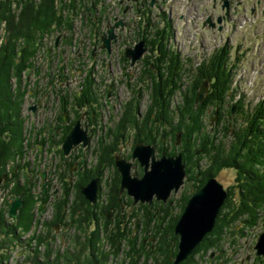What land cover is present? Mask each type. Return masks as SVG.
Listing matches in <instances>:
<instances>
[{
  "label": "rangeland",
  "instance_id": "obj_1",
  "mask_svg": "<svg viewBox=\"0 0 264 264\" xmlns=\"http://www.w3.org/2000/svg\"><path fill=\"white\" fill-rule=\"evenodd\" d=\"M17 1L20 2L19 7H16L15 5L16 3H15L13 6V11L8 12V10H6V6H7L6 3L8 1L0 0V5H1L0 7V49L3 46V44L5 45L7 44L9 46V42H10L11 46L13 45L15 46V44L18 43L19 40H21V42H24L25 39L34 37L36 34H38V29H40L48 21L51 20V22H53L54 20H57L58 23L55 22L53 24L52 23L47 24L45 28L47 27L49 28L43 30L44 36L46 37L45 43L42 46L43 48L46 49L45 54L46 55L50 54V52L48 53V49L53 51L52 54H55L56 49L54 47H56L57 45H59L57 50H59L65 45V47L62 48V50H64L65 48L66 52L70 51L71 50L70 46H72V49H74L75 51H79L78 59L83 55V58H82L83 61L80 63H77L76 67L74 68L76 69V71L79 68L88 69L89 67L94 66L96 81L102 80L101 81L102 85H100L99 83V86L105 87L108 84H111V83L114 84V82L116 83V80H119L120 82L118 85L115 86V88H117L120 84L122 85L121 78L123 77V75L120 71V66L123 67V63H124L121 60V52L124 49L123 44L124 43L132 44V41L128 42V40H126L123 43L121 42L118 43L117 44L118 46L115 47V49H112L111 52L103 51L102 58L103 57L105 58V63H106V60L109 63L106 66H105V63L104 65L103 63H101V60H99L98 55H96L94 58H90V55L88 54V52H90V50L94 46L93 38H95L96 40H100V39H97V37L93 36V38L89 41L92 43L89 45L85 44V42L88 41V33L91 31V29L95 27V25L92 22L94 20H98V16L97 17L93 16L95 14L94 11H97V13H100L101 12L100 9H104V8L116 11L115 10L116 5L117 7L121 5L120 7H122V9L127 11L125 15L128 16L127 20L129 19V21L131 22V28H132V30H129V32L127 33V36H125L126 37L125 39H133L135 41H139L140 39L144 38L143 35H147L148 39L152 38L153 44L156 46V44L158 43V39L164 38L166 33L169 32L168 28H166L167 26L166 18L164 14L167 16L168 14L171 13L172 15L173 10H177V6L180 3L184 4L185 11H187V14L179 15V13H177L175 16V19H172V21L174 22L172 36L174 38L173 42L174 41L175 42L172 43L171 45L172 49H174L173 51L179 52L177 53V55H179L182 62L185 65H187L186 67L187 70L183 66L184 73L193 76L195 72L190 69L191 68L190 66L192 65V69H194V67L197 65V61L195 57V56H198L197 54H202L203 52H205L210 55L209 52L214 51L215 48H217V46H221V47L226 46L229 49V53H231L233 60L235 59L234 53H239V56H238L239 60L235 61V63L233 64V86L234 88L238 90L237 96H239V92L242 93L241 96L244 97L246 105L249 107L253 106L258 101L264 99V7L261 11L263 15L262 16L260 15L262 22L261 24L258 25L260 29L261 51L259 53H255L254 50L253 52H248V49L246 51V49L244 48V42L239 41L240 38L242 37L241 35H243L242 38L244 39V33H250V31H244L240 23L246 13L242 12L243 13L242 19L240 20L239 23L234 22L232 24L231 31L227 35L225 34L224 29H222V27L217 24V21L215 19L216 18L215 11L211 9L212 2H214V0H203L204 2L209 1L206 8L204 6L198 5L197 2L195 1H194L195 3L189 4L186 0H107L109 3H112V4L117 3L112 8H110V5L107 1H105L104 3L103 0H77L76 12L74 13V15H71V16H69L68 14H70V12L73 9L70 10V12L67 10L68 1L70 0H17ZM32 4H35V6H33ZM141 5H143L144 7H141ZM42 6H44V8H42ZM138 7L140 9L139 12H137ZM144 8H145L144 11L141 10ZM196 8H198L199 10H197L195 13ZM31 10L38 17L35 23H33V20H31V15H30ZM219 11L220 9H217V12ZM12 12L14 13V16L12 15ZM137 13H139L138 16H137ZM201 13L213 14V16H211L213 25H207L208 26L207 29H204L203 27L201 28L200 26L202 19L199 18V14L201 15ZM194 14L198 18L191 19L190 17H192ZM58 16H60V18L62 19L58 20ZM68 16H69V22L72 23L73 21V24H74L73 31L71 32L60 30V28L66 27V24L68 23V20H67ZM53 18H56V19H53ZM99 20L103 21V26H104L105 21L101 17ZM155 21L156 23H158L157 26L150 29L149 26L155 25L154 24ZM180 21L181 23L179 25L178 22ZM54 25H57L56 28L53 27L54 30H51L50 27ZM139 28H143V29L139 31ZM170 31H171V28H170ZM71 36H72V43H69ZM32 39H29L28 41H31ZM250 40H253L254 42H256L255 34L251 35ZM170 41L172 42V39H170ZM96 44H98V41ZM160 44L163 45V43H160ZM31 46H33V44H30V47ZM96 47L97 46H94L95 49ZM105 48L107 47L105 46ZM239 48L241 49L239 50ZM70 53L71 54L68 55V56H71L69 60H71L72 57L77 56L76 55L77 52L70 51ZM254 54H257L255 57L256 62H257L256 67L252 66L254 64H252L251 61H249L250 57H252ZM177 55H173L172 57L175 59ZM38 59L40 60L38 61L39 67H41L40 71L47 73L42 78L41 89L43 88L45 91H47L48 93L52 95L53 92L51 93L50 92L51 89L49 88V84L52 81L53 86H54L53 88L55 90L58 89L61 94L62 92L66 91V88H69V87L65 86V83H62V82H64V79H65L64 76L70 77L72 73L71 74H69V72L63 73L62 72L63 70L59 69V66H57L59 65V63L54 64V61L51 60V55L44 56L43 53H40V56ZM66 60L68 59L66 58ZM230 62H232V60H230ZM36 63L31 66L32 68H26V69L23 68L20 71L18 70L20 74L17 77L21 79L22 89H25L27 81H30V82L34 81V78L37 72V70H35V66H37ZM68 64L69 63L66 61L64 65H68ZM118 67H119V70L117 73ZM176 67H179V65L177 64ZM104 68H106L105 71L108 77L105 74H103ZM135 69H136L135 67L129 66L127 67V69H125V71L126 72L129 71L133 73ZM109 70H110V76H109ZM199 70H202V67H200ZM43 72H39V73L41 74ZM12 75H13L12 79L15 80L14 79L15 74H12ZM3 77L5 76L0 72V82L4 81ZM76 78L77 76L75 74L74 80ZM189 79H188L189 83H192V84L195 83V81H192ZM68 80L70 81V83H75L74 80L71 81L70 78ZM181 82L184 83V88L186 89V86H185L186 78L182 77ZM13 84H14V81H13ZM201 87L204 88V85ZM75 88L77 89V86ZM202 88L200 89L202 90ZM20 89L21 88H18V90ZM27 89H29L28 85H27ZM127 89H128L127 87L126 88L120 87L118 89V97L119 98L125 97L128 93V91H125ZM179 92L180 91L177 92V98L175 100V104H179L181 102V101H178L180 99L178 95L180 94ZM207 93H205V95ZM205 95H204V98H205ZM145 96L147 97V92ZM28 97L29 96H26L23 99V101H21L22 98L19 99V103L21 104V111H23V114H24L23 125L25 122H26L25 125H27L29 121V118H28L29 115L25 117L27 112L32 106H34L37 103V101H35L33 97L32 98L29 97V99ZM114 98L115 97H112V99ZM56 102L58 103V101ZM109 104L110 105H108L109 106L108 108L106 105L104 106V108H107L104 112H100V113H103L104 115L103 119L104 120L107 119V121L109 120V117L112 115V112H113V109L110 108V106L112 107V103L110 102ZM2 107H4V103H2V100H1L0 109ZM5 112H6L5 115L3 116L0 115V220H5L4 218L6 217L7 221H5V223L6 224L9 223L10 225L12 226L14 225L15 227H17L19 232L21 234L23 233V237L21 236L22 237L21 242H18V240L16 239L10 238V236L8 237L7 234H5L6 228L3 225L2 226L0 225L1 226L0 229L2 230L0 231V264H92L91 262L96 263L95 259H93L92 261L88 260L90 259V256H89L90 251L91 250L94 251V249L84 246L85 236L89 233V226L86 224L83 230L80 224H75L76 231H73L71 230L70 224L59 220L58 216H61L60 214L63 213L60 210L65 205V200L63 199H60V198L55 199L53 196L51 197L50 195L37 198L36 195L27 191L25 205L24 207H22L21 213L17 217V220L9 221L13 219V218L10 219L9 210L11 207L12 200L15 198L14 194L17 193V182L16 181L24 180L26 182V179L22 178L23 173H24L23 169L20 170L18 172V175L14 178H12L10 175L15 169V167H18V166L20 167L22 165V161H20V163L15 165L16 162H19L20 157L23 159L22 155L26 156V160L36 163L37 162L36 161L37 152L34 149V150L29 151L28 154L24 153L23 151L24 148L22 146V137L24 138L26 137V135H24V133L22 134V118L19 123L17 119H12L8 111H5ZM51 112L53 111L51 110ZM214 113H215L214 111L210 112V115H209L210 119L213 117ZM237 127L239 128V126ZM98 129H99L98 132L96 134H92V137L97 138L98 135L102 134L103 132L102 128L99 127ZM231 130H232V124L231 122H229V124L226 127L225 132L231 131ZM11 132H15V136H13ZM86 153H87V158H91L93 156V154H90V151H86ZM186 153L189 155L188 151ZM157 155H159L158 151H157ZM193 156H196L194 167H191L190 165V166H187V168L191 167L193 168L192 171H194V169L198 168L196 166L197 162H201L203 164L204 170H206L205 164H204L205 160L203 159L205 156V152L203 150H200V152L194 153ZM38 161L40 162L39 159ZM43 162H45V164H43L39 169H38V166L33 167L34 174H36V170L40 173L44 171L45 169H47V167L49 170L51 169V164L53 162L49 161L48 152L46 150H44ZM135 162H136V165L133 171H135L137 175L140 176L142 175L143 171L145 172V168L143 170V167L140 164L139 165L137 164L138 163L137 160ZM255 166H258V168L262 167L258 165L257 163L255 164ZM8 172H9V175L6 176ZM130 175H131L130 178H133L132 179L133 181H135V179H138V178H135V175H133L131 172H130ZM217 177L219 178V181H221L228 189L231 190V192L233 191L234 182H236V175L232 167L228 166L227 168H224ZM35 181H37L36 190H37V194H39L40 190H42L41 178L39 174H38V178L35 176ZM111 183H112V186L116 187V181H114V183L113 182ZM31 185L32 184L30 183V186ZM190 185L191 184L187 183L183 193L187 192L189 188H191ZM204 185L199 184V187L196 193L199 192L204 187ZM50 186H51L50 190L53 194L54 188L57 186V183L51 182ZM57 188H58V191H60L59 185L57 186ZM70 191H73L74 197L77 198V200L80 203L83 202L82 197L79 196L81 194L80 190H77L75 187H71ZM32 192H35L34 189H32ZM95 203L97 205H100V202L98 201ZM124 206L126 205L124 204ZM106 207H109V205ZM37 209H38V212L41 210L39 214L43 215L41 222L36 221L35 213ZM173 209H176V212ZM165 210H167V207H163L161 210H159V213H163ZM168 210H170L169 215L171 214L174 216L180 211L176 208V203H173V208L168 209ZM262 210H264V207L260 205L258 206V211H254V209H252L250 211L251 213L248 216H252V215L255 216L259 214V211H262ZM253 211L255 213H253ZM107 212L108 210L106 211V213ZM5 213H6V216H4ZM261 213H264V211ZM262 215L263 216H260L261 219L256 222L255 226L249 227L248 229H246V231L248 230L247 232L248 235L244 234L243 232L245 230L241 231L240 227H242L243 221L248 222L247 218H250V217L241 218L240 220H237L233 226L230 225L232 221L231 222L224 221L222 224H220L217 234L215 236V240L217 243L219 242L225 245L226 252L224 253V256L221 255L218 258L214 257L215 255L212 256L211 253L213 251H216L215 248H210L206 250L205 252V250H202V246H201L200 248H198L196 252H194L196 253V256L194 257L193 262L192 260H190L186 264H193V263L225 264L227 260V255H231L230 252H232V250H235V249H238L240 252L236 254L237 255L236 257L234 253H232L234 257L231 255V258H230L231 261H229L230 264H238L239 262H237L236 260L239 261V259L242 258L244 255L246 257H249L248 259H246V262L244 264H264V257L258 256L255 250L256 239L258 235L260 234V232L264 230V224H263L264 214ZM78 221L83 222L80 218H78ZM46 223L49 224V227H46ZM57 223L58 225L60 224L58 229L54 227V224H57ZM34 224L36 226H34ZM41 224L43 226H41ZM10 228L12 227L10 226ZM135 228H136V225H135ZM26 230L28 232H26ZM167 230H168V233H166L167 238H163L162 239L163 241L161 242V244L157 248H155L157 250L156 251L157 257L155 258L154 263H152V261H150L149 263L142 261L144 259H149L151 257L152 253L150 254L147 253V250L150 248L151 244H148V245L141 244L140 245L137 243V247H136L135 244L129 242V245L127 246L128 240L126 241L125 239L126 243L124 244L119 243L121 239V237H119L117 241L118 242L117 249L119 251L120 249L124 250L125 255H127V250L135 249V250H131L133 251V253L127 256H131V257L133 256L134 258L136 255V258L134 259L138 262V263L135 262L137 264H165L164 262L165 260L162 259V256L165 257V255H168V254H170L171 256H174V254L177 252V240H178L175 234V231L170 230L169 228ZM36 233L41 236L38 240L37 239L35 240ZM33 234H35V237L34 236L30 237ZM73 239H76V240L74 241ZM205 239H206L205 242H207L209 241L210 237L208 236ZM210 242L211 243L209 244V246L214 243V240ZM6 246H10V248L5 250ZM123 255L124 254H121L120 258L123 257ZM240 255H243V256L239 258ZM120 260L121 259H119V262H121ZM113 261L114 263H116L115 260ZM183 262L184 261H182V263ZM109 263L107 262V260H105V264H109ZM114 263L112 262V264Z\"/></svg>",
  "mask_w": 264,
  "mask_h": 264
},
{
  "label": "trees",
  "instance_id": "obj_2",
  "mask_svg": "<svg viewBox=\"0 0 264 264\" xmlns=\"http://www.w3.org/2000/svg\"><path fill=\"white\" fill-rule=\"evenodd\" d=\"M7 1L8 2L6 3V5H7L6 10H8V12L13 11V6L15 3H16L15 4L16 7H19L20 2L17 0L16 1L7 0ZM32 5L35 6V4H32ZM0 7H1V5H0ZM42 8H44V6H42ZM76 9H77V0L68 1L67 10L69 12H70V10H72L70 12V14H68V15L69 16L74 15V13L76 12ZM32 10H31V14H30L31 20H33V23H35L37 21L38 17L36 16V14ZM12 15L14 16L13 12H12ZM69 16L67 17L68 23L66 24V27L60 28V30H64V31H68V32L73 31V25L74 24H73V21H72V23L69 22ZM53 19H56V18H53ZM61 19L62 18H60V16H58V20H61ZM55 22H57V20H54L53 22H51V20H50L46 24H44L43 26L41 25L42 27L40 29H38V34H36L34 37L29 38V39L33 38L31 41H28L29 39H25L24 42H21V40H19V42L16 43L15 46L14 45L11 46V44L9 42V46L7 44H6L7 46L5 44H3V46L0 49V72L5 76V77H3L4 81L0 82V102L2 100V103H4V107H2L0 109V115L3 116L6 114L5 111H8L10 113V116L12 117V119H17L19 123H20L21 118H22V134L24 131V125H23V116H22L23 114L21 111V104L19 103V99L22 98L21 101H23V99L26 96L34 97L35 99L38 98L39 95L41 96L42 78L47 73L40 71L41 67H39V64H38V61H40V60L38 58L40 56V53H43L44 56H50L51 55V52L49 55H46L45 54L46 49L42 47L44 45L45 39H46V37L44 36L43 30L49 28V27L45 28L47 26V24H50V23L53 24ZM56 26L57 25H54V26L50 27V29L54 30L53 27L56 28ZM69 43H72V36H71ZM30 44H33V46L30 47ZM58 47H59V45H57L55 48H58ZM63 47H65V45ZM63 51L62 50L60 52L58 51L59 53H56V55L54 54L53 56H51L52 61H54L55 63L63 62V57L60 55V53ZM57 54L60 55L59 58H57V56H58ZM35 63L37 64V66H35V70H37V72H36V76L34 78V81L33 82L27 81V84L25 83L26 84L25 89H22L21 79L17 77L20 74L19 71L23 68L24 69L32 68L31 66ZM160 64H163V60L160 61ZM218 66H219L218 67L219 68L218 73L220 74L221 73L220 62H218ZM60 68H64V66L61 65ZM38 71L43 72V73L40 74ZM12 74H15V77H14L15 80L12 79L13 78ZM203 75H205V73H203ZM87 80L91 81L90 78H88ZM199 80H201V79H199ZM199 80H198L197 84H199ZM13 81H14V84H13ZM27 85L29 86V89H27ZM170 86H171L170 84H166V85L163 84V86H161V85L156 83L154 93H153V98H152V104L150 106V109H149V112L147 115V118L152 123H153V120L150 116V113L154 112V115L157 117L156 121L166 122V123H169L171 125L174 124L173 119H170V118L168 119V111H165L164 113H162L160 115V117L155 112V107L156 108L159 107L161 109H164L167 106H169L170 99L172 97H174L173 95L177 89L176 85L173 88H171ZM229 87H230V85H228L227 81L225 80V77L219 75L217 81H214L212 83L213 89H212L210 95L207 97V99H206L207 101L205 102L204 106H201L199 109L205 108V106L208 103H211L214 105L226 103V102H224V99H225V96L229 90ZM18 88H21V89L18 90ZM90 88H91V86L89 85V87L84 91L83 96H81V97L80 96H74V98H75L74 104L85 103L87 100L93 99L94 95L90 91ZM166 89H169V98L168 99H167L166 92H165ZM196 89H197V85L194 87L193 94L192 93L190 95L186 94L185 98H184L183 105L179 106L180 116H179L178 126L185 127L187 129V132L189 135H193V134L199 132L200 129L203 127V124L201 123V119L199 118L198 109H195V107H194L195 106L194 101H195V96H196L195 95ZM26 90H28V91H26ZM87 103H88V101H87ZM1 112H3V113H1ZM202 113H204V112H202ZM152 131H153V129H152ZM257 131L258 132L254 133V135L257 137L256 138L257 143L255 140V148L252 149L251 154H248L247 158H245L248 166L243 165L242 162H240V161L238 162L237 160H233V164H232L237 169V175H238L237 181L240 182L238 184V186H239V189L242 190L241 191L242 198H241V200L239 199V205L238 206L236 204H229L228 205L230 212H231L230 215L228 213L229 209H227V207L224 208V209H226L227 212L224 209H223V211H221V214L223 212V214L225 213V216H223L220 220H218L216 227L214 228V230L209 235V237H210L209 241L205 242L206 241V239H205L200 245L197 246V248L194 250V252H196L198 250V248H200L201 246H202V250H205V252H206V250H208L210 248H215V247L219 246V245H217V242H215V241L212 245L209 246V244L211 243L210 242L211 240H214L212 237L217 234L218 228H219L220 224H222L221 222L225 221L226 219H230V221L236 222L243 215H245V214L249 215L251 213L250 211L252 209H254V211L258 210V206H260V205H262V207H264V170L262 168L261 169L258 168V166H255L256 163L261 164L262 161L264 162V160L261 157H259L261 154H264V147L261 146V148H260V143L262 142V140L264 141V129L261 128V130H260V127H257ZM11 133L13 134V136H15V132H11ZM157 133L158 132L155 130V136L153 138H149L150 132H145L144 133L145 137H143L141 134V131H139L136 133L135 138H136V141L144 140L147 142L155 143L156 140L158 139L156 137ZM174 133H175V131H174ZM248 135H252V133L249 132ZM197 136L199 137V135H197ZM122 137H123V134L116 137L115 140L113 141L114 142L113 145L109 146L108 148H106V145L103 142L98 144L97 148H100L102 151V152H100L99 158H98L101 166L114 165V155H113L115 152L114 150L115 149L118 150V143L119 144L121 143L120 139ZM22 140H23V137H22ZM191 149H192L191 143L189 141V143L187 142V151H191ZM225 162L227 163L228 160L226 159ZM257 188H259V189H257ZM117 193L118 192H116V190L113 192V196H112L113 200H117ZM248 195H249V197H248ZM79 196L82 197L83 202L87 203V200L84 198V196L82 194H80ZM261 203H263V204H261ZM119 209H120V207H119ZM254 211H253V213H254ZM219 217H220V215L218 216V218ZM3 221L4 220H0L1 226L2 225L5 226ZM164 221H165V218L163 219V222ZM252 224H255V222H252ZM173 226H174V223L171 222L169 228L172 229ZM0 231H2V230L0 229ZM194 252H193V255L189 259L185 260L182 264H186L190 260H192V262H193L194 257L196 256V253H194ZM165 261H166L165 264H168L169 258H165ZM193 264H197V263H193Z\"/></svg>",
  "mask_w": 264,
  "mask_h": 264
},
{
  "label": "water",
  "instance_id": "obj_3",
  "mask_svg": "<svg viewBox=\"0 0 264 264\" xmlns=\"http://www.w3.org/2000/svg\"><path fill=\"white\" fill-rule=\"evenodd\" d=\"M109 41L107 40L105 45L109 46ZM141 45L142 43L139 48H142ZM205 89L206 86L200 92L198 100L202 99ZM82 140H86L83 132L76 129L68 139V143L71 144L67 145V149ZM153 155L152 148L137 146L135 156L139 157L141 163L146 166V173L141 179H135V181L130 178L131 164L120 157L117 158V165L123 175L122 189L127 188L136 201H152L155 195L158 199H166L173 189L177 190L183 183L185 172L180 156L177 159L155 161L152 170L148 171L149 159ZM96 182V180L92 181L89 184L90 188L83 190L92 201L96 197ZM226 197L227 192L215 177H210L204 187L192 196L176 225V233L181 235V239L176 259L172 264H179L187 259L204 236L213 229ZM21 204L19 198L14 201L11 216H17V210ZM257 249L258 254H264V233L259 237Z\"/></svg>",
  "mask_w": 264,
  "mask_h": 264
},
{
  "label": "flooded vegetation",
  "instance_id": "obj_4",
  "mask_svg": "<svg viewBox=\"0 0 264 264\" xmlns=\"http://www.w3.org/2000/svg\"><path fill=\"white\" fill-rule=\"evenodd\" d=\"M66 86H68V85H66ZM51 93L53 92V94L51 95L50 94V96H53L54 97V99H56V100H59V99H61V98H64V102H65V104L67 103V104H72V103H74V92H75V90H74V88L72 87V86H69V88H66V91H64V92H62V94L59 92V90L57 89V90H55V89H53V90H51L50 91ZM48 95H49V93L48 92H44V94H43V96H44V98H47L48 97ZM87 114L92 118V120H94L95 122H98L97 121V113L96 112H93V111H91V110H89V111H87ZM75 119V122L79 119V118H81V121H82V124L83 125H85L86 127H88L89 128V131H90V133H93L94 131H93V129H94V123H92L88 118H87V115H86V113L85 112H81L80 114H79V116L78 117H75V115L70 119V121H68L65 125H64V128L65 127H68V126H70L71 124H72V119ZM132 144H133V140H132V137L130 138V141L129 142H127V143H125V146L129 149L131 146H132ZM125 146L124 147H121V149L123 150V149H125ZM125 196L126 197H128V195H126L125 194ZM129 213H126V215H128ZM114 217H115V215H114ZM119 224L120 225H124V220H121L120 222H119ZM143 225H149V223L147 222V221H143L142 222V226ZM151 228V230L153 229V226H151L150 227ZM149 232V231H148ZM151 238H144L143 240H144V243H148V241L150 240ZM153 248H155V247H153Z\"/></svg>",
  "mask_w": 264,
  "mask_h": 264
},
{
  "label": "bare ground",
  "instance_id": "obj_5",
  "mask_svg": "<svg viewBox=\"0 0 264 264\" xmlns=\"http://www.w3.org/2000/svg\"><path fill=\"white\" fill-rule=\"evenodd\" d=\"M199 10V9H198ZM184 21V20H183ZM178 25V24H177ZM211 31V30H210ZM216 35V34H215ZM187 43V42H186ZM186 51V50H185ZM223 91V90H222ZM23 93V92H22ZM204 106V105H203ZM263 145V144H262ZM257 189H259V188H257ZM260 191V190H259ZM128 239H126V241H127ZM129 245V241H127V246ZM93 260V259H92ZM92 264H95V263H93V262H91Z\"/></svg>",
  "mask_w": 264,
  "mask_h": 264
}]
</instances>
